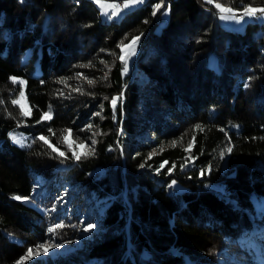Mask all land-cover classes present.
<instances>
[{"label":"trees","instance_id":"1","mask_svg":"<svg viewBox=\"0 0 264 264\" xmlns=\"http://www.w3.org/2000/svg\"><path fill=\"white\" fill-rule=\"evenodd\" d=\"M217 1L264 8L144 0L105 20L92 0H0V264H264V20L223 27ZM48 238L71 248L21 262Z\"/></svg>","mask_w":264,"mask_h":264},{"label":"snow or ice","instance_id":"2","mask_svg":"<svg viewBox=\"0 0 264 264\" xmlns=\"http://www.w3.org/2000/svg\"><path fill=\"white\" fill-rule=\"evenodd\" d=\"M137 2H143V0H129V3H137ZM206 2L207 3H214V0H206ZM225 2H227V0H225ZM127 6L128 5L125 4V7H127ZM162 6H163V0H161V3L155 4L153 6L154 7L153 15H155L156 11L160 10ZM110 7L115 8L116 6L115 5H110ZM215 8L220 13V18L221 19H233V20L241 19L242 20L245 16H247V17H255V16H257V14L264 15V8H256V7H252V6L243 7L242 13H239V14H238V11L236 9H234L233 7H231V6H227L226 7V6H224L223 3H220V2H215ZM112 14L115 15L116 12L114 11ZM139 39H140L139 36H135V37H133L131 39V41L127 45L121 44V46H120L122 54L118 57V59L121 61L122 64H124V68H123L124 72H127L126 57L129 56V55H134L133 48L138 43ZM87 66L88 65H82L81 67H87ZM78 75H80V74H78ZM104 78L105 79L107 78V74H105ZM12 81H13V83H20V84L24 83L23 81H17L15 77L12 78ZM61 82L64 83L65 81H61ZM88 83L89 84H93L94 81L93 80H88ZM245 86H247V85H245ZM76 90H78V89H74V91H76ZM19 97H20V99H13L12 103L14 105L19 104L20 105V109H21V115L27 116L30 113L28 111L24 110V105L21 103V99L24 98V92L23 91L19 92ZM105 99H107V97H105ZM117 99L118 98H112L111 99V105H112L113 109L116 108ZM96 115H99V113H97ZM50 118H51L50 111L49 112H45L42 115V117H41V119H50ZM37 122H39V121H37ZM88 127L91 128L92 126L89 125ZM195 127L197 129H200L201 131H203V128L200 125H196ZM50 131H51V129H50ZM65 131L69 134V136L71 135V129H67ZM96 134H98V133H94V135H96ZM37 139L40 140V141H43L44 144L48 145L51 148L52 152L57 153L61 157H65V152L60 151L59 148L51 145L50 142L44 136H40ZM194 142H195V136H193L192 140H190L188 142V145L184 149V151L185 152H190L192 147H193V145H194ZM61 143H64L68 147V149L70 151H72L73 158L76 159L77 161H79L82 157L94 154V145H95L96 141L95 140L92 141L93 148H89L88 145L84 144L83 142H79L77 144V147L85 149V151H82V152H77V151L73 150L72 144L76 143V142H69L68 136L63 137V139L61 140ZM171 143H172L173 146H176V141H172ZM226 152L227 153H231L232 152V148L228 147L226 149ZM155 154H156L155 152L150 153L149 154V159L151 158L152 155H155ZM224 154H225L224 152H221L220 155L223 156ZM189 159H191V157H189ZM167 164H168V161H166V160L163 161L159 165V168L157 169V171L165 168V166ZM186 164H187V161H185V164L181 165V167L186 166ZM143 166L144 165H141V167H143ZM175 167H176V165L173 164L172 167L168 169V172L170 173L171 171H173ZM203 174H204V172L202 170L201 171V175H203ZM175 183H176L175 181H172V184H175ZM14 199L20 200L22 198L20 196H15ZM23 199L27 200L28 198L24 197ZM61 227H63V224L57 223L54 228L50 227L48 229V232L49 233H54L55 229L61 228ZM93 227H94V225L90 223V224L87 225V228L85 229V231H89ZM53 246H55V245L52 242H48L47 246H45V244L42 243V244L38 245V248L42 249L45 253H47L48 250L51 247H53ZM60 246H62V245H60ZM27 252H28V256L30 257L32 255V253H33V249L29 248L27 250ZM37 254H39V252H37ZM25 258H27V257H22L21 258V262Z\"/></svg>","mask_w":264,"mask_h":264},{"label":"rangeland","instance_id":"3","mask_svg":"<svg viewBox=\"0 0 264 264\" xmlns=\"http://www.w3.org/2000/svg\"><path fill=\"white\" fill-rule=\"evenodd\" d=\"M92 1L95 3V5L98 8V18L99 19H105V20L117 19V18H119V16L126 9H129L132 6H135V5H138V4L142 3V2L129 3V0H92ZM217 2H219V1H217ZM125 4H127L128 6L125 7ZM155 4H157V3H155ZM110 5H115L116 7L113 8V7H110ZM224 6L227 7V6H230V5L224 4ZM247 6H252V7L258 8L255 5H246L245 7H247ZM234 9H236L239 13H242V9L243 8H240V9L234 8ZM114 11L116 12L115 15L112 14ZM158 12L162 16L166 15V9H161ZM217 15H218L219 23L223 27L237 28V29H240L243 26V23L245 22V20H257V21L258 20H264V15H261V14H257V16H255V17H247V16H245L242 20L241 19H235V20H233V19H221L219 12H217ZM158 27H159V24H156V28H158ZM133 37H135V36H133ZM132 38H130L128 41L124 42L123 44L127 45L131 41ZM136 50H137V44L133 48L134 55H129V56L126 57L127 71L130 70L131 64L134 61V56L136 54ZM32 54H33V52L30 51L29 52V59L30 60H31ZM121 54L122 53H121V48H120V55ZM123 68H124V64L121 63L120 70L122 72H124ZM133 70H135V67L133 68ZM80 222H81V225H80L81 226V231H83V232H85V229L87 228V225L90 224V223L94 225L93 228L96 227L95 214H94V211H93L92 208L87 206L86 209L84 211H82V213L80 215ZM48 242H52L55 246L51 247L48 250L47 253H45L42 249L38 248V245H40L42 243L45 244V246H47ZM60 245H62V246H60ZM29 248L33 249V253H32V255L30 257L28 256V252H27V250ZM70 248H71V246H69V245H67V244H65L63 242H56V241L48 238V239L43 240L40 243H36L34 245L27 246L26 252H25V256L28 257L29 259H31V258H35V257L54 256L55 254L56 255H59V254L62 255L64 252H66ZM37 252H39V254H37ZM16 261L19 262L20 259L18 258ZM220 262H221L220 264H225L224 261H220Z\"/></svg>","mask_w":264,"mask_h":264}]
</instances>
